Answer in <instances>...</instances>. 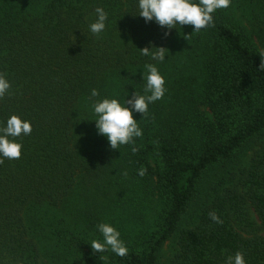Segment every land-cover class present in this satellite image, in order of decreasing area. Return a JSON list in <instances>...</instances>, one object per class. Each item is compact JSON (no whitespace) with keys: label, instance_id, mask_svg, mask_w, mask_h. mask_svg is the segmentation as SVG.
Instances as JSON below:
<instances>
[{"label":"trees","instance_id":"trees-1","mask_svg":"<svg viewBox=\"0 0 264 264\" xmlns=\"http://www.w3.org/2000/svg\"><path fill=\"white\" fill-rule=\"evenodd\" d=\"M248 1L212 14L214 27L183 50L187 81H168L147 116L133 112L142 136L113 150L93 104L149 95L134 72L159 62L140 49H167L179 25L146 23L139 0H0V73L11 85L0 127L12 115L32 127L9 137L19 159L0 156V264H160L171 241L167 264H225L237 251L264 264V58L239 16ZM97 7L108 14L99 36ZM106 212L126 257L91 249Z\"/></svg>","mask_w":264,"mask_h":264},{"label":"clouds","instance_id":"clouds-1","mask_svg":"<svg viewBox=\"0 0 264 264\" xmlns=\"http://www.w3.org/2000/svg\"><path fill=\"white\" fill-rule=\"evenodd\" d=\"M230 2L231 0H199L198 3H194L193 0H139L138 6L139 16L143 17L146 23L154 20L159 26L169 30L176 28L177 25H191L193 31L199 32L202 29L214 27L212 14L218 9H227ZM95 11L97 20L90 25V31L99 36L105 30L108 14L101 7H97ZM168 34L167 31L164 33L165 36ZM140 52L143 56L163 62L168 50L164 47L150 46L140 49ZM259 55L264 58V50ZM144 68L147 71L144 91L150 93L149 95H138L134 92L123 105L117 99L107 98L93 104L94 113L98 117L95 120L97 132L107 138L109 146L113 150H117L121 145L134 144V138L142 136V130L132 113L137 112L142 116H147L149 104L162 99L166 92L165 80L157 67L153 64H146ZM259 69L264 70V59L260 60ZM10 88V83L5 79L4 74L0 73V99L6 94L11 95ZM98 95L99 92L96 89L91 91V97ZM125 104L130 107H126ZM31 132L30 122L21 120L16 115L8 118L6 126L0 127V156L9 160L19 159L22 145L10 140L9 137L30 135ZM137 151L138 148H132L133 153ZM3 163L4 160L0 159V164ZM146 172L147 169L141 168L138 170V175L143 177ZM123 175L126 177L127 172H124ZM208 215L212 221L218 224L223 223L215 211L209 212ZM97 228L103 236V242L98 240L91 242L90 246L94 253H103L110 249L119 257L128 255L129 249L120 239V232L116 228L107 223H100ZM225 264H246L244 254L237 251L234 256H227Z\"/></svg>","mask_w":264,"mask_h":264},{"label":"rangeland","instance_id":"rangeland-1","mask_svg":"<svg viewBox=\"0 0 264 264\" xmlns=\"http://www.w3.org/2000/svg\"><path fill=\"white\" fill-rule=\"evenodd\" d=\"M239 16L243 19L245 25L249 27L250 30H254V41L260 52L264 50V8L261 7V5L258 3V0L248 1L244 5V8H240ZM197 33L198 32L193 31V26L191 25L179 26V30L177 31L176 36L171 39L167 47L168 52L166 53L165 60L155 65L159 73L163 76L165 84H167L169 81L171 85L180 88L182 87V83L187 81V79H183L182 74L184 72L181 73L180 70L181 68H183L182 63L185 61V58L182 57L184 56L183 50L185 49L187 44L191 45L194 43V38ZM190 72H193V68H191ZM190 72H185V75L190 74ZM134 73H137V75L145 78L147 76V71L144 67L137 69ZM193 89L194 91L197 90L195 82L193 83V85H191L190 89L186 90L192 91ZM200 110L206 113V110L203 107H200ZM76 146L81 148V146L78 144ZM250 154L251 153H248L247 156L249 157ZM72 200H74V198ZM69 208L73 210L70 204ZM151 216L152 212L150 213V217ZM103 217L104 223H107L114 228L117 227V223L113 220L115 219V213L106 212L103 214ZM100 242H103V238L100 239ZM173 250V241L165 245L162 252L160 264H167L169 258L173 253Z\"/></svg>","mask_w":264,"mask_h":264}]
</instances>
